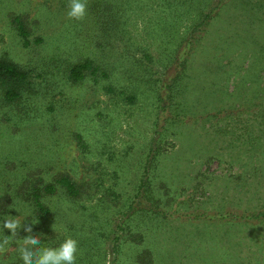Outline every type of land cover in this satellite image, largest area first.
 Masks as SVG:
<instances>
[{
  "label": "rangeland",
  "instance_id": "374dc122",
  "mask_svg": "<svg viewBox=\"0 0 264 264\" xmlns=\"http://www.w3.org/2000/svg\"><path fill=\"white\" fill-rule=\"evenodd\" d=\"M249 1L228 0L210 19L177 95L163 100L175 73L165 62L188 24L159 1L130 4L121 40L105 33L99 2L87 0L86 16L75 20L68 0H0V59L28 72L16 100L6 101L0 84V223L8 215L21 220L13 240L0 231V244L10 241L0 264H23L19 248L29 234L48 247L73 237L76 264H130L142 248L152 264H264V215L253 216L264 213V0ZM14 16L26 24L30 44ZM85 58L100 67L97 74L70 81L69 68ZM158 129L166 131L151 189L164 216L129 207L139 206ZM60 173L81 194L58 190L45 198L43 216L13 196L26 178L51 181ZM127 210L141 245L118 239ZM27 225L32 233L23 231Z\"/></svg>",
  "mask_w": 264,
  "mask_h": 264
},
{
  "label": "trees",
  "instance_id": "16d2710c",
  "mask_svg": "<svg viewBox=\"0 0 264 264\" xmlns=\"http://www.w3.org/2000/svg\"><path fill=\"white\" fill-rule=\"evenodd\" d=\"M141 0H91V4L101 3L100 9L97 12L101 13V16L104 17V31L108 33L109 31L117 32L121 40L123 36L121 34L126 33V21L127 17L130 14L131 8L130 4L133 2H139ZM150 1V0H149ZM156 1V0H153ZM159 1V8L166 10L168 15L171 16L177 23L185 21L188 26L183 32L182 40L180 41L179 46L182 45L184 41L183 51H181L179 46L174 45L173 50L168 54L165 62V65L171 66L174 70V77L171 78V83L169 87L165 90V96H161L163 100H172L175 98L178 92L177 84L180 77L183 76V73L186 70L188 55L193 49L192 45L199 38V33L205 28L211 18L215 17L221 7L228 0H157ZM147 2V0H144ZM244 4L250 2L249 0H242ZM96 7H88V12L90 11L92 15L96 13L92 9ZM98 8V7H97ZM89 12V13H90ZM94 17V16H93ZM12 22L22 38L23 44H30L29 31L24 23L23 19L20 16H14ZM178 24L175 25V27ZM174 33H171L167 39V43H172L173 39L171 37ZM127 48L128 45H125ZM139 48V47H138ZM264 48V45H262ZM142 51V48H140ZM145 53V52H143ZM148 56V53L145 54ZM175 61V62H174ZM252 65V64H251ZM264 67V66H263ZM100 67L94 62L93 59L85 58L81 61L74 63L68 70L67 77L70 81L77 82L85 78L87 74L95 76ZM105 75V73H104ZM28 72L24 68L18 66L16 63L7 60L0 59V84L2 88L3 98L6 101H13L20 97L24 85L27 83ZM167 91V92H166ZM132 101V97L130 98ZM220 110L216 112L213 116H218ZM232 115L230 109L225 112V117ZM166 130H164L165 132ZM158 133V138L155 137L153 141V146L149 150L146 163L143 165V172L140 177V183L138 186V196L139 201L137 206L131 205L130 211L140 212L141 214H152V215H166V212L160 207L161 201L158 198H155L152 193V180L155 175L157 168V157L162 153L161 148L163 147L161 139L164 132L160 129L156 131ZM58 190L62 192L69 198L79 197L81 194V186L70 176L64 173H60L55 176L51 181H43L41 179H31L26 178L18 185L16 190L13 192V196L20 197L24 202H27L32 206L34 212L38 217L45 215L49 212V209L45 203V198L55 194ZM5 200V199H4ZM148 201L150 205L144 208L142 201ZM3 201V200H2ZM4 202H0V205ZM5 204V203H4ZM126 219L119 224L118 228L123 230V235L126 240H130L137 245L143 243V236L137 230L132 229L128 222V218H132L127 210ZM264 215L263 212L253 214L255 218ZM234 216H232L233 218ZM252 217V216H251ZM118 245H116L117 250ZM118 251V250H117ZM119 252V251H118ZM134 259L130 264H152L151 252L147 248H142L134 254Z\"/></svg>",
  "mask_w": 264,
  "mask_h": 264
},
{
  "label": "clouds",
  "instance_id": "9594fccd",
  "mask_svg": "<svg viewBox=\"0 0 264 264\" xmlns=\"http://www.w3.org/2000/svg\"><path fill=\"white\" fill-rule=\"evenodd\" d=\"M87 0H68L67 16L70 19L82 20L86 16ZM21 228V220L16 216L8 215L0 223V231L9 230L12 240L18 235ZM23 231L32 233L30 225L24 226ZM22 246L19 248L23 264H76L78 241L71 236H66L56 247L40 246L41 240L37 235H26L22 238ZM10 241L5 239L0 244V251Z\"/></svg>",
  "mask_w": 264,
  "mask_h": 264
}]
</instances>
